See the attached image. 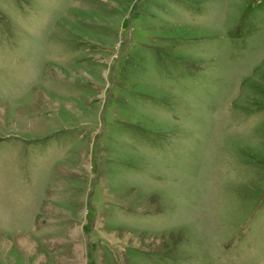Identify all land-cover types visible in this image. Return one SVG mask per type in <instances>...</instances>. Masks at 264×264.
Instances as JSON below:
<instances>
[{"label":"rangeland","instance_id":"374dc122","mask_svg":"<svg viewBox=\"0 0 264 264\" xmlns=\"http://www.w3.org/2000/svg\"><path fill=\"white\" fill-rule=\"evenodd\" d=\"M0 264H264V0H0Z\"/></svg>","mask_w":264,"mask_h":264}]
</instances>
